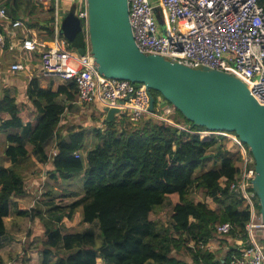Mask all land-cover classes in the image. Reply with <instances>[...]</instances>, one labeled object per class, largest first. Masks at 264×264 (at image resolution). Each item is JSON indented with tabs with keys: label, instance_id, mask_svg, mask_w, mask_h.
<instances>
[{
	"label": "trees",
	"instance_id": "16d2710c",
	"mask_svg": "<svg viewBox=\"0 0 264 264\" xmlns=\"http://www.w3.org/2000/svg\"><path fill=\"white\" fill-rule=\"evenodd\" d=\"M54 9L52 3V17L39 27L45 31L43 41L54 38ZM11 11L15 13L13 6ZM66 42L70 50H87L85 34ZM151 93L162 96L155 90ZM77 97L74 80L53 90L32 78L26 98L34 107L35 120L26 121L12 90L5 91L0 132H6L3 151L10 163L0 162V238L7 234L6 218L13 214L15 219L39 218L43 224L45 237L35 248L42 264H190L182 258L183 252L192 256L194 264H228L235 240L240 235L248 239L250 221L244 198L230 190L241 158L228 146L230 141L223 135L201 138L152 117L131 121L124 114L106 120L104 130L94 129L97 142L87 147V130L72 128L66 138L60 126L67 102ZM173 117L190 130H208L187 123L178 109ZM53 137L57 151L50 157L45 147ZM32 155L47 163L51 178L62 186L56 191L48 185L44 196L49 199L36 209L14 199L27 194L22 170ZM210 160L214 167L205 169ZM75 177L83 180L82 192L63 188ZM194 184L210 201L190 197ZM65 197L74 199L63 202ZM256 205L260 214L258 198ZM171 207V221L151 217ZM80 211L81 222L94 229L64 231ZM227 221L237 228L219 234L216 225ZM211 242L215 245H207Z\"/></svg>",
	"mask_w": 264,
	"mask_h": 264
},
{
	"label": "built area",
	"instance_id": "2783aa9c",
	"mask_svg": "<svg viewBox=\"0 0 264 264\" xmlns=\"http://www.w3.org/2000/svg\"><path fill=\"white\" fill-rule=\"evenodd\" d=\"M39 1L54 3L53 40L25 36L8 44L0 32V48L39 52L42 73L57 76L64 82L74 80L82 103L116 106L120 108L119 114H126L131 121L152 117L201 138L223 132L190 130L177 123L173 117L176 108L162 96L155 98L154 111H149L151 90L144 84L100 74L89 45L85 53L68 49L60 33L61 0ZM128 4L134 39L141 51L163 55L188 66L206 65L231 72L244 80L254 97L264 105V0H128ZM72 6L86 30L87 0H72ZM0 19H8L7 8L1 3ZM21 25V21L13 22L14 27ZM24 68L21 62L11 65L14 71ZM222 134L232 138L236 152L241 154L237 162L240 172L231 182L230 190L238 191L250 209V221L246 226L248 239L242 235L238 237L228 264H264V235L261 232L264 224L252 185L255 161L235 133ZM75 156L79 157V153ZM236 228L230 221L216 225V231L223 235Z\"/></svg>",
	"mask_w": 264,
	"mask_h": 264
},
{
	"label": "water",
	"instance_id": "95a60500",
	"mask_svg": "<svg viewBox=\"0 0 264 264\" xmlns=\"http://www.w3.org/2000/svg\"><path fill=\"white\" fill-rule=\"evenodd\" d=\"M87 6L88 45L100 74L144 84L161 93L194 126L234 132L248 147L255 161L252 185L264 224V105L248 84L231 72L188 66L141 51L134 39L128 0H87ZM82 29L74 11L63 17L60 33L68 41H77ZM154 106L151 94L149 111L153 112ZM104 110L107 121L120 113L116 106Z\"/></svg>",
	"mask_w": 264,
	"mask_h": 264
},
{
	"label": "rangeland",
	"instance_id": "374dc122",
	"mask_svg": "<svg viewBox=\"0 0 264 264\" xmlns=\"http://www.w3.org/2000/svg\"><path fill=\"white\" fill-rule=\"evenodd\" d=\"M76 15V14H75ZM77 16V15H76ZM64 17V16H63ZM82 34L86 35V30L85 28L82 29ZM64 39H66L63 36ZM67 40V39H66ZM79 53V52H78ZM163 99H165L163 97ZM79 100V99H78ZM166 100V99H165ZM166 102H168L166 100ZM19 105L22 106L23 112L22 115L24 119L27 121L28 119L30 120H35V117L32 114L34 111L33 105H30L28 102L25 104L24 102H20ZM101 106V105H100ZM29 107V108H28ZM102 108V106H101ZM32 111V112H31ZM99 108L97 109L95 106H90V104H85V103H78L75 105V107L70 110V112L66 113L63 118L61 119L60 125L62 129L64 130H69L71 128L75 127H82L88 131V143L87 147H93L97 139L93 134V129L96 128L98 125L101 123V117L99 116ZM123 116V115H122ZM129 118V117H128ZM149 118V117H146ZM144 119V118H143ZM129 120V119H128ZM157 120V119H156ZM185 121L184 119H182ZM188 123V120H186ZM185 121V122H186ZM178 128V127H177ZM223 132H220V134H213V135H223L227 140L230 141L228 146L230 149L234 150L236 152V145L234 144L231 137H228L224 134ZM213 135H207L205 136V139H210ZM28 148L31 150V146L28 145ZM48 154L51 155L50 157L53 156V154L56 153L57 150H55V144L54 141H50L47 146L45 147ZM239 150V149H238ZM32 159L29 160V162L26 164L27 167H24L22 172L24 175L25 179V185L27 189V196L22 202L23 205L27 208H32L36 209L38 203L42 204L45 200H48L49 198L44 196L46 193H48V185H53L55 187V190H61L62 186L54 185L56 182L53 178L50 176V169L44 162L40 161L39 158L36 155H32ZM213 166V160H210L209 162L206 163L205 169L212 168ZM81 184V186H80ZM66 189H73L79 192H82V187H83V180H80L79 177H75L68 181L67 184L63 186V188ZM238 192V191H237ZM236 192V193H237ZM239 195V193H238ZM173 200L177 201V195H173ZM190 197L194 201H210L211 198L207 197L206 199L203 198L201 190L197 188L194 184ZM18 197H15L16 199ZM51 198V196H50ZM21 199V197H20ZM74 198H63V202H69L72 201ZM60 199H56V202H59ZM172 208L167 209L164 213L161 215H152L151 217L153 219H162L163 221L169 222L171 221V215H172ZM46 213V211H44ZM15 218L12 216V218H8L7 224L9 227L11 226L12 228V222H14ZM82 216H81V211L75 215L74 219L69 221L68 223L65 224L64 231H83L89 230V229H94V226L90 224H83L81 222ZM25 223H22V228L15 234L12 235L15 237L16 240L13 242L7 241L8 237H4L2 241H5L7 245H11L13 249H10V254H5L7 256L6 258L2 257L0 259L1 264H42V256L41 254L37 251L36 245L41 243V240L45 237L44 234V228L39 227L38 224H41L39 221V218L35 219H30V218H25L24 220ZM38 225V227L36 226ZM38 228V229H37ZM11 230V229H10ZM262 234L264 235V231H261ZM260 236V235H259ZM235 243H237L235 241ZM207 245H215V242H211ZM40 248V247H39ZM235 251V250H234ZM173 254L177 255L176 250L173 251ZM10 255V256H8ZM182 258L187 260L190 264H194L192 261V256L189 254H186L183 252L181 254ZM101 264V263H100Z\"/></svg>",
	"mask_w": 264,
	"mask_h": 264
},
{
	"label": "crops",
	"instance_id": "0c3cea01",
	"mask_svg": "<svg viewBox=\"0 0 264 264\" xmlns=\"http://www.w3.org/2000/svg\"><path fill=\"white\" fill-rule=\"evenodd\" d=\"M0 3L6 6L8 11V19H0V32H2L5 35L8 44L18 42L20 39L24 38L25 36L42 40L43 38L42 35L45 33V31L39 29V27H42L45 21L49 17H52L51 7L53 2L52 3L42 2L39 0H0ZM12 6L15 9V13L11 11ZM59 7H60L59 9L60 15L62 16L63 19V16H65L68 12L73 11V9H71L73 8L72 0H61ZM54 17H55V11H54ZM15 21H21L23 25L14 27L13 22ZM29 24L34 26L31 27ZM86 39L88 41L87 32H86ZM15 62L23 63L25 66L24 70L22 71L12 70L11 65ZM32 78L39 79L40 85L43 88L51 87L53 90H56L60 85L66 83L57 76L44 75L42 73L39 52L27 51V50L17 51V49L10 50L8 47L0 48V101L3 98L5 91L7 89H10L12 90V95L16 96V101L18 104L20 102H25V103L28 102L30 105H32L31 101L26 98V92ZM78 103L79 104L82 103L78 100V97L73 102L70 101L67 102V109L65 114L67 112L69 113L70 110H72L75 107V105ZM100 105L102 106L103 111L100 110L101 108ZM90 106H95L97 109L99 108L100 110L99 116L101 117V123L94 129L100 128L101 130H104L106 128L105 121L107 120L106 119L107 113L104 110L105 106H103L101 103L98 102L95 104H90ZM115 117L121 118L122 114L120 115L118 113L116 114ZM75 128H82V127H75ZM71 129L69 130L62 129L66 138L69 137V132ZM5 140H6V132H0V162L3 159V163L5 164V166H8L10 161L4 158V151H3V145L5 143ZM52 140L54 141L55 144V150H57L56 138L53 137L50 141ZM54 185H58L57 182ZM26 196L27 195L22 196L21 199L20 197H18L15 200H19L23 202ZM12 216L7 217L6 219L12 218ZM22 220L24 219H14L13 220L14 222L11 223L12 228L11 226L9 227L6 220V226L8 231L5 236L8 237L7 241L14 243V240L16 239L12 235H15L22 228V223H25V221ZM38 222H40V220L37 221V224ZM38 225L39 227L43 226V224H38ZM38 225L36 226L38 227ZM43 230H45V228ZM5 236L0 238V259L2 257L6 258L7 256H5V254H10V249L14 248V247L12 248L10 244L7 245L5 241H2ZM1 263L2 262H0V264Z\"/></svg>",
	"mask_w": 264,
	"mask_h": 264
},
{
	"label": "bare ground",
	"instance_id": "6f19581e",
	"mask_svg": "<svg viewBox=\"0 0 264 264\" xmlns=\"http://www.w3.org/2000/svg\"><path fill=\"white\" fill-rule=\"evenodd\" d=\"M29 108V107H28ZM32 112V111H31Z\"/></svg>",
	"mask_w": 264,
	"mask_h": 264
},
{
	"label": "clouds",
	"instance_id": "9594fccd",
	"mask_svg": "<svg viewBox=\"0 0 264 264\" xmlns=\"http://www.w3.org/2000/svg\"><path fill=\"white\" fill-rule=\"evenodd\" d=\"M62 24V23H61Z\"/></svg>",
	"mask_w": 264,
	"mask_h": 264
}]
</instances>
